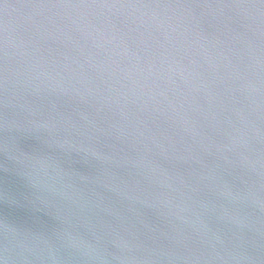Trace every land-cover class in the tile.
I'll list each match as a JSON object with an SVG mask.
<instances>
[{"label":"water","instance_id":"obj_1","mask_svg":"<svg viewBox=\"0 0 264 264\" xmlns=\"http://www.w3.org/2000/svg\"><path fill=\"white\" fill-rule=\"evenodd\" d=\"M0 264H264V3L0 0Z\"/></svg>","mask_w":264,"mask_h":264},{"label":"snow or ice","instance_id":"obj_2","mask_svg":"<svg viewBox=\"0 0 264 264\" xmlns=\"http://www.w3.org/2000/svg\"><path fill=\"white\" fill-rule=\"evenodd\" d=\"M261 3H264V0H260Z\"/></svg>","mask_w":264,"mask_h":264}]
</instances>
